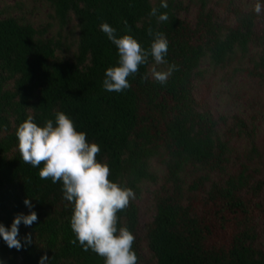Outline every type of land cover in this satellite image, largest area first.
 <instances>
[{
    "label": "trees",
    "instance_id": "obj_1",
    "mask_svg": "<svg viewBox=\"0 0 264 264\" xmlns=\"http://www.w3.org/2000/svg\"><path fill=\"white\" fill-rule=\"evenodd\" d=\"M48 1L59 30L76 33L73 56L63 55L60 39L48 36L52 24L0 18V223L10 228L17 214L38 216L31 226L19 225L21 249L0 237V264H40L45 254V264H104L72 242L73 205L63 197L62 182L40 179L39 168L19 153V124L32 115L44 126L55 122L56 111L99 145L96 159L109 166V179L134 191L135 199L117 214V227L134 234L137 264H264L261 169L252 167L249 155L237 169L231 166L233 143H254L256 116L249 123L240 114L215 111L195 93L204 59L223 69L229 83L240 72L264 80V0L250 8L236 0H166L167 8L162 0ZM164 13L168 20H158ZM105 22L146 51L162 33L168 41L164 65L177 66L167 82L151 76L149 55L128 77L129 88L106 91V69L118 65L119 54L101 31ZM146 184L156 188L150 219L142 224Z\"/></svg>",
    "mask_w": 264,
    "mask_h": 264
},
{
    "label": "clouds",
    "instance_id": "obj_2",
    "mask_svg": "<svg viewBox=\"0 0 264 264\" xmlns=\"http://www.w3.org/2000/svg\"><path fill=\"white\" fill-rule=\"evenodd\" d=\"M161 7H168L166 0H162ZM254 11L261 13L259 2L255 4ZM150 14L156 15L157 9L153 8ZM158 20L166 21L168 15L161 14ZM100 27L116 45L119 54L118 65L106 69L103 80L106 91L122 92L129 88L128 77L139 71V66L147 62L149 55L158 65L166 63L164 57L168 41L162 33L154 34L150 51H146L132 35L118 37L116 30L106 22ZM148 31L150 36L153 35L151 29ZM176 68L175 64L169 65L166 71L153 67L151 74L156 81L164 84ZM54 115L55 122L48 119L44 126L38 125L33 116L28 115L17 127L15 135L23 162L39 168L40 179L62 182L63 197L73 205L70 220L76 236L73 243L78 240L85 251L91 249L102 257L104 264H137L138 257L133 250L134 234L127 226L117 227V214L135 199L134 191L109 179V166L96 159L99 145L89 143L86 133L77 131L68 115L62 111H56ZM24 203L32 208L30 199L26 198ZM37 220L35 211L27 215L17 214L10 228L0 223V237L9 248L19 250L22 247L18 239L19 225L23 222L31 226ZM27 242L31 243L30 237ZM47 260L45 254L40 258V264H45Z\"/></svg>",
    "mask_w": 264,
    "mask_h": 264
},
{
    "label": "rangeland",
    "instance_id": "obj_3",
    "mask_svg": "<svg viewBox=\"0 0 264 264\" xmlns=\"http://www.w3.org/2000/svg\"><path fill=\"white\" fill-rule=\"evenodd\" d=\"M151 1L155 3L157 0ZM236 2L245 8H250L256 0H236ZM53 15V9L48 0H0V18L13 16L22 22H31L40 27L52 24L48 36L60 39L63 45V55L73 56L76 50V33L67 30L60 31ZM153 67L158 71L167 70L164 64L154 63L149 68L150 74ZM200 69L204 71V79H199L195 83V93L198 98L205 96L215 111L226 115L240 114L249 123L252 121V117L256 116L255 141L252 144L249 139L242 138L233 143L234 153L231 166H233V170L237 169L240 161H246L245 157L249 155L253 159L252 167L260 168V177L264 178V80L240 72L235 80L229 83L225 79L224 70L214 68L209 59H204L201 62ZM253 146L256 147L257 153L252 152ZM153 163L156 170H161L155 162ZM155 188L154 184H146L139 200L142 224L150 219L149 206L152 191ZM262 200L264 201V191ZM261 231L260 240L264 246V222H262Z\"/></svg>",
    "mask_w": 264,
    "mask_h": 264
}]
</instances>
